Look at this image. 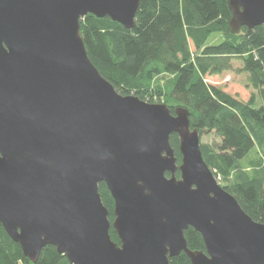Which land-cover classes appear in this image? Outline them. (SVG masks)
I'll return each mask as SVG.
<instances>
[{
	"label": "water",
	"instance_id": "95a60500",
	"mask_svg": "<svg viewBox=\"0 0 264 264\" xmlns=\"http://www.w3.org/2000/svg\"><path fill=\"white\" fill-rule=\"evenodd\" d=\"M140 4L0 0V224L34 264L50 245L70 264H171L182 252L192 264H264V224L205 163L189 110L121 95L89 58L81 20L133 29ZM228 8L232 34L264 26V0ZM189 228L206 252L189 249Z\"/></svg>",
	"mask_w": 264,
	"mask_h": 264
},
{
	"label": "trees",
	"instance_id": "16d2710c",
	"mask_svg": "<svg viewBox=\"0 0 264 264\" xmlns=\"http://www.w3.org/2000/svg\"><path fill=\"white\" fill-rule=\"evenodd\" d=\"M230 19L228 0H141L133 29L89 14L80 22V34L93 64L121 95L166 104L173 114L186 108L191 128L201 137L215 133L220 138L201 143L205 163L243 210L264 224V26L249 35L246 27L232 34ZM216 38L221 40L215 43ZM235 59L255 92L247 102L205 82L208 75L232 71ZM161 76L170 79L163 85ZM171 145L181 163L175 134ZM99 192L113 222L114 200L105 183ZM110 235L120 244L113 227ZM185 238L189 249L206 252L199 232L189 228ZM20 263L34 264L0 224V264ZM170 263L192 264L184 252ZM35 264L70 262L50 245Z\"/></svg>",
	"mask_w": 264,
	"mask_h": 264
},
{
	"label": "rangeland",
	"instance_id": "374dc122",
	"mask_svg": "<svg viewBox=\"0 0 264 264\" xmlns=\"http://www.w3.org/2000/svg\"><path fill=\"white\" fill-rule=\"evenodd\" d=\"M220 40L221 38H216V40L214 39V42L217 43ZM191 49L192 51H194V47L192 43H191ZM233 65H234V69L232 71L223 73L221 75H215V76L208 75L205 77V82L215 87L221 88L224 92L232 95L233 97L237 98L240 101L247 102L249 101L251 95L255 92L248 82V74L241 71L242 69L241 61L235 59L233 60ZM163 77L165 78L161 79L162 78L161 76L159 80H161V83L164 85L165 82H167L168 79L170 78L168 76H163ZM167 90H169V88ZM219 141L220 138L215 133H210V134L206 133L201 137V143L204 144H214Z\"/></svg>",
	"mask_w": 264,
	"mask_h": 264
},
{
	"label": "built area",
	"instance_id": "2783aa9c",
	"mask_svg": "<svg viewBox=\"0 0 264 264\" xmlns=\"http://www.w3.org/2000/svg\"><path fill=\"white\" fill-rule=\"evenodd\" d=\"M217 179V178H216ZM217 181L219 182L220 180H219V178L217 179Z\"/></svg>",
	"mask_w": 264,
	"mask_h": 264
}]
</instances>
